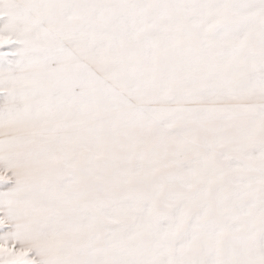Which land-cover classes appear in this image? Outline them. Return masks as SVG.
I'll return each instance as SVG.
<instances>
[{
    "label": "snow or ice",
    "instance_id": "6c2138e0",
    "mask_svg": "<svg viewBox=\"0 0 264 264\" xmlns=\"http://www.w3.org/2000/svg\"><path fill=\"white\" fill-rule=\"evenodd\" d=\"M0 264H264V0H0Z\"/></svg>",
    "mask_w": 264,
    "mask_h": 264
}]
</instances>
